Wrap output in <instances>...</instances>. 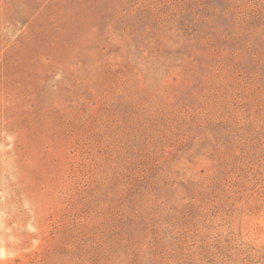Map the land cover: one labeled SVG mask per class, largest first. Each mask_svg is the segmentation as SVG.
Masks as SVG:
<instances>
[{"label":"rangeland","instance_id":"obj_1","mask_svg":"<svg viewBox=\"0 0 264 264\" xmlns=\"http://www.w3.org/2000/svg\"><path fill=\"white\" fill-rule=\"evenodd\" d=\"M0 264H264V0H0Z\"/></svg>","mask_w":264,"mask_h":264}]
</instances>
